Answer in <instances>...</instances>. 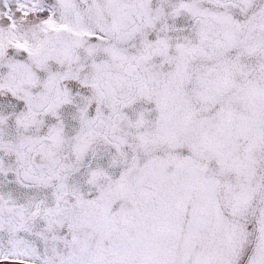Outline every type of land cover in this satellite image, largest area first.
<instances>
[{"label":"snow or ice","instance_id":"obj_1","mask_svg":"<svg viewBox=\"0 0 264 264\" xmlns=\"http://www.w3.org/2000/svg\"><path fill=\"white\" fill-rule=\"evenodd\" d=\"M0 264H264V0H0Z\"/></svg>","mask_w":264,"mask_h":264}]
</instances>
